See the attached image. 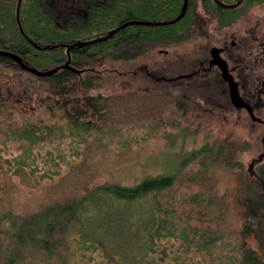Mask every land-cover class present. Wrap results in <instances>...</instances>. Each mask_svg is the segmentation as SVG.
<instances>
[{
	"label": "rangeland",
	"instance_id": "374dc122",
	"mask_svg": "<svg viewBox=\"0 0 264 264\" xmlns=\"http://www.w3.org/2000/svg\"><path fill=\"white\" fill-rule=\"evenodd\" d=\"M223 45L229 49L223 57L240 81L242 93L252 99L260 94L255 114L264 119V0L226 27L197 4L190 37L124 45L102 59L75 66L83 69L82 79L91 80L89 95L112 96V114L105 124L98 121V131L41 145L42 155L50 151L48 157L58 162L60 154L64 162L55 167L59 172L52 179L43 178L44 173L51 174L50 160L37 173L21 171L14 158L22 144L0 145V229L9 226L7 219H1L7 211L28 214L100 183L130 185L147 175L172 173L191 151L206 144L221 149L223 158L206 166L205 172L195 162L186 165L170 193L171 206L178 218L216 230L226 249L237 252L242 244L260 248L253 234L245 231L243 217L247 179L262 163L257 159L263 152L264 124L252 122L231 105L219 70L209 66L210 48ZM37 79L41 78L13 64H0V98L12 95L17 103L10 104L21 108L23 116L50 121L52 117L43 110L51 104V84ZM193 193L206 200L185 203L184 196ZM2 240L0 235V249ZM259 250L264 254V244ZM190 258L184 259L185 264L219 262L200 259L197 263Z\"/></svg>",
	"mask_w": 264,
	"mask_h": 264
},
{
	"label": "trees",
	"instance_id": "16d2710c",
	"mask_svg": "<svg viewBox=\"0 0 264 264\" xmlns=\"http://www.w3.org/2000/svg\"><path fill=\"white\" fill-rule=\"evenodd\" d=\"M219 1L232 4L238 0ZM262 1L241 0L229 9L219 6L215 0H188L187 10L179 21L166 25H127L107 40L74 46L70 50V64L75 67L80 60L102 59L124 45L186 39L190 37L197 2L207 14L216 17L220 27H226L236 22L251 5ZM16 2L11 0L3 5L9 17L3 22L1 34L6 42H13L10 50L37 69L63 64L67 59L64 44L88 41L118 26L107 9L100 8L96 10L99 29L70 23L66 29H60L52 21L49 31L42 30L47 23L36 20L34 14L41 7L40 1L20 0L17 16L21 31L17 33L6 26L7 20L15 25ZM182 3L183 0H148L143 12L137 7L135 13L125 17L166 21L178 15ZM26 38L41 48L29 44ZM45 79L51 84V104L43 113L60 120L23 116L21 108L10 104L17 103L12 95L3 96L0 98V145L10 141L22 144V151L14 158L21 171L26 168L37 173L50 160L51 174L44 173L43 178L52 179L59 172L55 167L64 162L60 154L58 162L48 157L50 151L42 155L41 145L53 139L74 138L100 130L98 121L105 124L112 114V96L89 95L87 88L91 80L82 79L69 69L59 70ZM14 115H20V120ZM222 154L221 149L205 144L184 157L172 173L147 175L130 185L100 183L72 199L50 203L28 214L5 212L1 219H7L9 226L0 229L4 239L0 249L3 264H37L43 258L47 260L45 264H89L96 260L99 264H185L184 259L189 257L196 258L197 263L200 259H209L218 260L217 264H264V254L259 250L264 244V159L247 179L248 205L243 217L245 231L253 234L260 248L242 244L237 252L226 249L221 234L210 226L193 225L189 219L178 218L169 202L173 198L170 193L186 165L195 162L205 172L206 166L223 158ZM36 159L39 163L34 162ZM183 200L200 204L206 199L200 193H193Z\"/></svg>",
	"mask_w": 264,
	"mask_h": 264
},
{
	"label": "flooded vegetation",
	"instance_id": "af4514ba",
	"mask_svg": "<svg viewBox=\"0 0 264 264\" xmlns=\"http://www.w3.org/2000/svg\"><path fill=\"white\" fill-rule=\"evenodd\" d=\"M8 1H11V0H0V49L15 53L14 51L9 49L10 44L13 45V42H11V43L6 42V39L3 38L2 34H1L3 31V25H4L3 22H5L6 17H9L7 14L8 9L3 8V5L7 4ZM16 1L17 2H16V8H15V25L12 26V24H10L9 20H7L6 26L7 27L11 26L13 32L19 33L21 31V25H20V22H19V19L17 16L18 15L17 6H18L20 0H16ZM39 1H40L39 4L41 7L39 9H37L36 13H34V14H36V20L37 19H43L47 23V24H45V28L42 30L49 31L51 29V23L50 22H52V21H54L55 24L57 25V27L60 29H66L69 26V23L71 25H74V26H81L82 28H90V29H97L98 28L99 29V25H98L99 22L97 21L96 10L100 9V8L107 9V13H109L112 16V21L114 20V22H117L118 26H120L126 22H129V21H140L141 19H130V20H128L125 16L132 15L133 13H135V11L137 9L136 10H134V9L137 7L141 8L140 12H143L142 10L146 9V5H147L148 0H39ZM197 4H199V2H197ZM229 9H231V8H229ZM122 15H123V17H122ZM33 19H32V24L34 25ZM151 22H154V20ZM131 25H133V24H131ZM134 25H140V24H134ZM118 26H116V27H118ZM17 36L18 35L16 34L15 37H17ZM26 40L28 41L29 44L31 43L35 48H37V49L41 48L39 45L35 44L31 40H29L27 38H26ZM230 44L234 45L235 43H234V41H231ZM45 47L49 48V45H46ZM218 48L221 49L220 55L224 59L223 55L228 53L229 49H227L226 46H224V45L220 46ZM15 54H17V53H15ZM8 59L12 60L7 56L0 55V64H5V65H8V64L12 65L13 64V65L18 67V65L13 60L9 61ZM21 60L23 62L29 64L24 59L21 58ZM224 60L227 62L229 72L231 73V75L233 76V79L237 83L238 92H239L240 96L247 103H249L251 105L252 111L255 114L257 103L260 100V96H259L260 94H258L257 97L254 96V98L252 99L251 97L248 98L244 93H242L240 81L238 80V78L236 79V77L234 76L233 71L229 67L228 61L226 59H224ZM81 61H83V60H80L78 62V64ZM210 67H216L218 69V67L216 65H212ZM41 70H45V69H41ZM60 70H62V69H60ZM80 70H81L80 73H75V72H73V73L81 75L83 73V69H80ZM22 71H24V70H22ZM24 72H26V71H24ZM26 73L31 74L29 72H26ZM219 73H220V71H219ZM31 75H33V74H31ZM33 76H35V75H33ZM48 77H50V76H48ZM48 77H42V78H48ZM222 81L226 85L227 92H228L227 82L224 81L223 79H222ZM228 98H229V93H228ZM229 101H230V99H229ZM237 110L244 111L248 115L249 119L252 122L264 124V119L261 118L260 116L255 114L261 120H259V121L252 120L246 109L240 108ZM263 159H264V157L262 158L261 161H263ZM257 162H260L259 159H257Z\"/></svg>",
	"mask_w": 264,
	"mask_h": 264
},
{
	"label": "water",
	"instance_id": "95a60500",
	"mask_svg": "<svg viewBox=\"0 0 264 264\" xmlns=\"http://www.w3.org/2000/svg\"><path fill=\"white\" fill-rule=\"evenodd\" d=\"M241 0L236 1L233 4H224L219 0H215V2L222 7L225 8H233L235 7L237 4L240 3ZM187 4H188V0H183L180 12L178 13V15H176L174 18L166 20V21H160V22H149V21H129L126 22L118 27H115L109 31H107L104 35L98 36L94 39L88 40V41H83L80 43H71V44H64L65 48H66V52H67V59L66 61L58 66L49 68V69H45V70H41V69H37L25 62H23L21 60V57L13 52L7 51V50H1L0 49V55L2 56H7L10 59H12L21 70H24L26 72H29L33 75H35L36 77H48L53 75L54 73H56L58 70L60 69H69L75 73H80L81 70L75 68L73 65L70 64V50L74 47V46H82L85 44H91V43H96L99 41H104L107 40L108 38L112 37L119 29L127 26V25H131V24H143V25H166V24H172L175 23L177 21H179L185 14L186 10H187ZM220 51L221 49L218 47H212L209 50V54H210V60H209V65H216L220 71V76L221 78L227 82L228 85V93H229V99L231 104L233 105L234 108L240 109V108H244L247 110L250 118L252 120H256L259 121L261 120L259 117H257L253 111H252V107L249 103H247L239 94L238 92V87H237V83L236 81L233 79V76L231 75V73L229 72L228 69V65L227 62L221 57L220 55ZM262 141H263V152L259 155V161L262 160V158L264 157V137H262Z\"/></svg>",
	"mask_w": 264,
	"mask_h": 264
}]
</instances>
